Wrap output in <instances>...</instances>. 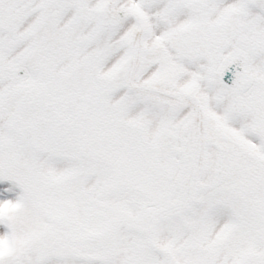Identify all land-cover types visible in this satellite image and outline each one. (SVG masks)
I'll list each match as a JSON object with an SVG mask.
<instances>
[{
  "label": "snow or ice",
  "instance_id": "obj_1",
  "mask_svg": "<svg viewBox=\"0 0 264 264\" xmlns=\"http://www.w3.org/2000/svg\"><path fill=\"white\" fill-rule=\"evenodd\" d=\"M5 181L0 264H264V0H0Z\"/></svg>",
  "mask_w": 264,
  "mask_h": 264
},
{
  "label": "bare ground",
  "instance_id": "obj_2",
  "mask_svg": "<svg viewBox=\"0 0 264 264\" xmlns=\"http://www.w3.org/2000/svg\"><path fill=\"white\" fill-rule=\"evenodd\" d=\"M8 184H9V182L5 181L0 186H7ZM18 194H19V189L17 188L16 191H15V193L13 194V197L12 198H15V196L18 195Z\"/></svg>",
  "mask_w": 264,
  "mask_h": 264
},
{
  "label": "rangeland",
  "instance_id": "obj_3",
  "mask_svg": "<svg viewBox=\"0 0 264 264\" xmlns=\"http://www.w3.org/2000/svg\"><path fill=\"white\" fill-rule=\"evenodd\" d=\"M19 192H20V190H19Z\"/></svg>",
  "mask_w": 264,
  "mask_h": 264
}]
</instances>
